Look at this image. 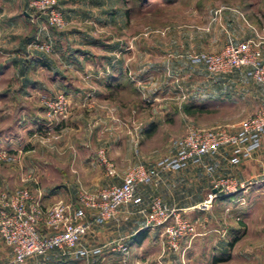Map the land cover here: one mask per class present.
<instances>
[{
	"label": "crops",
	"instance_id": "crops-1",
	"mask_svg": "<svg viewBox=\"0 0 264 264\" xmlns=\"http://www.w3.org/2000/svg\"><path fill=\"white\" fill-rule=\"evenodd\" d=\"M109 5L110 0H58L56 6L63 13L66 25L61 30L47 32L53 45L52 55L48 56L26 46L35 36L43 39L45 34L39 31L42 20L23 10L15 13L14 0H0V151L11 157L8 161L0 160V192L25 187L33 195H40L44 208L57 200L74 203L80 188L97 193L119 184L131 166L142 164L149 168L158 158L172 154L169 141L148 144L158 134L160 116L168 114L163 108L164 114H157L159 105L173 98L167 94L170 89L167 93L159 91L154 77V73L166 67H127L126 43L120 35L107 36L105 40L94 37L93 30L105 29L111 22L119 24L122 18L111 15ZM229 11H220L217 19L214 18L209 32L201 35V42L197 41L200 45H206L211 32L222 37L218 48L228 40L236 44L255 33L264 36V24H256L257 19L252 21L249 13ZM131 50L136 52L135 43ZM186 56L181 69L188 74L204 75L202 65L192 63L189 54ZM207 86L213 98L221 102L245 98L246 116L239 122L253 115L257 105H264V92L252 81L247 69L213 76ZM202 87L204 83L198 86L197 94L192 93L188 103L198 106L204 103ZM58 94L68 100V117L53 123L60 130L59 140L52 145L41 144L33 132L47 122L45 103ZM142 104L152 107L151 115L141 112ZM194 111L183 107L178 112L179 118H187ZM218 126L226 125L198 128ZM228 157V150L222 149L218 155L204 157L197 165L161 172L156 181L138 187L139 204L120 207L115 217L103 224H90L82 244L100 248L99 254L84 260L54 250L42 257L44 263H117L118 253L111 252L106 244L119 239L125 244L127 221L132 215H140L139 210L154 196L167 207L178 209L192 223H200L194 207L205 199L214 178L230 176L242 184L235 197L264 199V136L248 158L230 164ZM107 167L112 168L114 176L106 174ZM23 177L28 180L21 182ZM92 215L93 211H88V221ZM10 259V250L0 238V264ZM177 260L172 257L171 262L178 263ZM127 263L135 262L128 256Z\"/></svg>",
	"mask_w": 264,
	"mask_h": 264
},
{
	"label": "rangeland",
	"instance_id": "rangeland-1",
	"mask_svg": "<svg viewBox=\"0 0 264 264\" xmlns=\"http://www.w3.org/2000/svg\"><path fill=\"white\" fill-rule=\"evenodd\" d=\"M14 1L15 13L23 10L30 16L38 17L36 11L29 6L32 0ZM243 3L251 5V20L255 18L256 24L263 25L264 0H125L123 4L119 0H110V14L122 18L119 24L111 22L105 29L93 30L94 37L105 40L107 36L120 35L121 40L126 43L127 67H166L154 73V77L159 91L167 93L170 89V94H167L173 97L169 100L167 98V104H160L157 109L159 115L164 114V109L167 110L169 118L166 119L167 115L160 116L162 121L158 122V134L148 144L151 142L160 145L161 140H166L172 146V141L183 136L187 127L220 124L230 129L231 125L246 116L245 98L234 97L230 100L232 102H221L218 98H213L207 85L214 75L205 72L204 75L201 72L188 74L181 69L187 54L192 56L199 51L214 53L220 49L217 46L222 38L219 33L214 36L211 32L210 37H206V45H200L203 38L201 35L209 32L220 11H241ZM122 5L129 9L126 17L122 13ZM134 43L136 52L133 53L131 49ZM202 83L205 85L202 87L204 103L200 106L191 101L188 103L192 99V93L197 94L198 86ZM182 94L186 97L182 98ZM258 106V110H264V105ZM183 107L194 108L195 111L187 115V118H179L178 112ZM140 108L144 115L152 114L149 104H142ZM128 119L129 116H126V120ZM133 127L137 128L138 125L133 124ZM59 131L56 127L58 138L45 145L56 143L60 138ZM18 188L22 187L14 189ZM236 193L215 198L206 211L195 209L200 223H193V235L181 238L176 250L169 248L161 228L145 227L142 216L132 215L125 226L127 238L123 239L128 247L129 258L134 264H264V199L250 196L241 199L239 195L235 197ZM141 235H144L143 238ZM172 257L178 259V263L171 262ZM216 257L227 258L217 261Z\"/></svg>",
	"mask_w": 264,
	"mask_h": 264
},
{
	"label": "built area",
	"instance_id": "built-area-1",
	"mask_svg": "<svg viewBox=\"0 0 264 264\" xmlns=\"http://www.w3.org/2000/svg\"><path fill=\"white\" fill-rule=\"evenodd\" d=\"M57 2L58 0H32L29 4L36 11L37 18L43 21L39 31L45 34L42 40L35 36L28 43L29 49L51 53L53 45L47 34L48 29L60 30L66 24L63 13L56 6ZM263 53L264 36L255 33L252 38L236 44L228 40L217 52L193 54L190 61L200 63L205 73L214 76L247 69L252 81L264 92ZM185 97L182 94V98ZM45 107L48 120L33 132V136L43 144L58 138L53 123L65 119L70 110L68 100L63 94H58L46 102ZM226 128L187 127L183 136L172 141L171 155L158 158L149 168L142 164L131 166L119 184L97 193L80 188L74 203L57 200L44 208L39 200L40 195H33L25 187L1 191L0 238L11 253V259L4 264H45L42 257L54 250L84 260L99 254L100 248H89L82 244V238L91 223L103 224L113 219L120 207L139 204L141 197L138 187L156 181L163 171H177L188 165H197L204 157L218 155L222 149L228 150L230 164L248 158L259 147L264 136V110H258L242 119L237 126ZM9 159L11 157L6 151H0V160ZM106 174L114 176L111 167L106 168ZM27 180V177L21 178V182ZM242 188L243 185L237 183L233 177L214 178L205 199L194 208L206 211L215 198L233 195ZM88 211H93L90 221L87 219ZM139 213L145 227L162 229L169 248L173 250L177 249L181 238L194 233L193 223L184 218L178 209L167 207L159 197H152ZM106 246L119 255L118 262L112 264H128V247L122 239L110 241Z\"/></svg>",
	"mask_w": 264,
	"mask_h": 264
},
{
	"label": "trees",
	"instance_id": "trees-1",
	"mask_svg": "<svg viewBox=\"0 0 264 264\" xmlns=\"http://www.w3.org/2000/svg\"><path fill=\"white\" fill-rule=\"evenodd\" d=\"M122 4H123V2H125V0H119ZM143 1V0H142ZM250 4H247V3H243V10H241V11H243V12H247V13H249V9H250ZM121 10H122V13H123V15L126 17L127 15H128V8L127 7H124V5H122V8H121ZM249 17L251 18V14L249 13ZM143 236L144 235H141V237L143 238ZM140 237V238H141ZM226 258L227 257H216V260L217 261H224V260H226Z\"/></svg>",
	"mask_w": 264,
	"mask_h": 264
},
{
	"label": "water",
	"instance_id": "water-1",
	"mask_svg": "<svg viewBox=\"0 0 264 264\" xmlns=\"http://www.w3.org/2000/svg\"><path fill=\"white\" fill-rule=\"evenodd\" d=\"M211 192H214L213 190Z\"/></svg>",
	"mask_w": 264,
	"mask_h": 264
}]
</instances>
